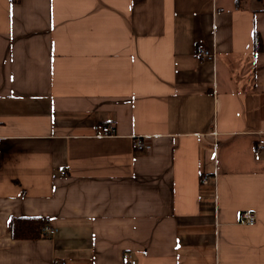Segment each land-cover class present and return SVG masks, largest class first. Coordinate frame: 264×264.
Returning <instances> with one entry per match:
<instances>
[{
    "label": "crops",
    "instance_id": "0c3cea01",
    "mask_svg": "<svg viewBox=\"0 0 264 264\" xmlns=\"http://www.w3.org/2000/svg\"><path fill=\"white\" fill-rule=\"evenodd\" d=\"M57 263L264 264V0H0V264Z\"/></svg>",
    "mask_w": 264,
    "mask_h": 264
},
{
    "label": "built area",
    "instance_id": "2783aa9c",
    "mask_svg": "<svg viewBox=\"0 0 264 264\" xmlns=\"http://www.w3.org/2000/svg\"><path fill=\"white\" fill-rule=\"evenodd\" d=\"M196 56L200 60L209 61L215 64L218 55L216 50L210 49L205 45H199L197 47ZM94 129L100 133V136H104V137H109L110 135L116 133V129L110 124H105V125L97 124L95 125ZM136 149L138 151H145V150L148 151L150 149V146L149 145H144L142 147L139 146L136 147ZM207 182L208 180L205 181V183ZM241 222L246 225H254L256 223V216L252 212L246 211L241 215ZM57 232L58 229L54 227L49 220L48 221L46 220L42 229L43 235L45 237H54L56 236ZM57 264H66V263H57Z\"/></svg>",
    "mask_w": 264,
    "mask_h": 264
},
{
    "label": "trees",
    "instance_id": "16d2710c",
    "mask_svg": "<svg viewBox=\"0 0 264 264\" xmlns=\"http://www.w3.org/2000/svg\"><path fill=\"white\" fill-rule=\"evenodd\" d=\"M46 219L41 217H13L11 235L15 239H35L45 237L42 233Z\"/></svg>",
    "mask_w": 264,
    "mask_h": 264
},
{
    "label": "bare ground",
    "instance_id": "6f19581e",
    "mask_svg": "<svg viewBox=\"0 0 264 264\" xmlns=\"http://www.w3.org/2000/svg\"><path fill=\"white\" fill-rule=\"evenodd\" d=\"M114 136H115V134L110 135L109 137H114ZM136 144H137V147H139V146L142 147V146L146 145L144 142H142L140 140H138Z\"/></svg>",
    "mask_w": 264,
    "mask_h": 264
},
{
    "label": "rangeland",
    "instance_id": "374dc122",
    "mask_svg": "<svg viewBox=\"0 0 264 264\" xmlns=\"http://www.w3.org/2000/svg\"><path fill=\"white\" fill-rule=\"evenodd\" d=\"M137 146V145H136ZM239 155L238 151L236 150V147H233V157L237 158Z\"/></svg>",
    "mask_w": 264,
    "mask_h": 264
}]
</instances>
